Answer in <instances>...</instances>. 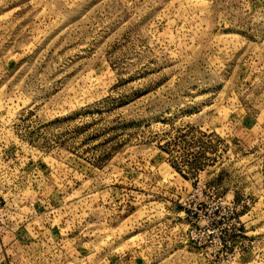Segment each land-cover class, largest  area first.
Returning a JSON list of instances; mask_svg holds the SVG:
<instances>
[{"label": "rangeland", "instance_id": "1", "mask_svg": "<svg viewBox=\"0 0 264 264\" xmlns=\"http://www.w3.org/2000/svg\"><path fill=\"white\" fill-rule=\"evenodd\" d=\"M264 264V0H0V264Z\"/></svg>", "mask_w": 264, "mask_h": 264}, {"label": "built area", "instance_id": "2", "mask_svg": "<svg viewBox=\"0 0 264 264\" xmlns=\"http://www.w3.org/2000/svg\"><path fill=\"white\" fill-rule=\"evenodd\" d=\"M240 255V251L238 250L237 253L235 254L234 256V259H231L229 260L230 263H227V264H234L235 263V259Z\"/></svg>", "mask_w": 264, "mask_h": 264}]
</instances>
